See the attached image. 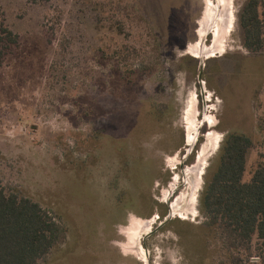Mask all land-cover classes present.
<instances>
[{"label":"rangeland","instance_id":"374dc122","mask_svg":"<svg viewBox=\"0 0 264 264\" xmlns=\"http://www.w3.org/2000/svg\"><path fill=\"white\" fill-rule=\"evenodd\" d=\"M249 1H1L20 40L0 63V183L67 229L39 264H232L200 202L230 134L253 141L244 182L264 157Z\"/></svg>","mask_w":264,"mask_h":264},{"label":"trees","instance_id":"16d2710c","mask_svg":"<svg viewBox=\"0 0 264 264\" xmlns=\"http://www.w3.org/2000/svg\"><path fill=\"white\" fill-rule=\"evenodd\" d=\"M1 1L0 63L20 40L2 20ZM241 22L244 49L264 52V0L249 1ZM262 122L264 125V119ZM252 148L253 141L243 134L226 138L217 167L206 178L200 202L205 226L233 253L232 264H243V253L258 257L264 264V157L251 180L244 182ZM66 239L67 229L58 217L30 198L8 193L0 183V264H39ZM258 250L262 253L255 256Z\"/></svg>","mask_w":264,"mask_h":264},{"label":"bare ground","instance_id":"6f19581e","mask_svg":"<svg viewBox=\"0 0 264 264\" xmlns=\"http://www.w3.org/2000/svg\"><path fill=\"white\" fill-rule=\"evenodd\" d=\"M225 25V24H224ZM192 51L194 52L193 54V57L195 58H200L201 56H203L204 54L205 55V59L209 60V59H212V58H215V52L212 51V48L210 47H207V46H204L201 42L196 44L193 48H192Z\"/></svg>","mask_w":264,"mask_h":264},{"label":"flooded vegetation","instance_id":"af4514ba","mask_svg":"<svg viewBox=\"0 0 264 264\" xmlns=\"http://www.w3.org/2000/svg\"><path fill=\"white\" fill-rule=\"evenodd\" d=\"M209 101H210V100H209ZM213 124H214V123H211V127H213ZM178 203H180V199H179V198L175 200V203H174L173 207L178 206V205H177ZM176 216L179 217V218H181V219H183V220H186V217L182 216L181 214H178V213H177ZM151 222H152V221H151ZM152 226H153V224L151 225V227H152ZM150 230H151V228H150ZM145 257H146V260H147V255H145Z\"/></svg>","mask_w":264,"mask_h":264},{"label":"water","instance_id":"95a60500","mask_svg":"<svg viewBox=\"0 0 264 264\" xmlns=\"http://www.w3.org/2000/svg\"><path fill=\"white\" fill-rule=\"evenodd\" d=\"M202 78V75L200 76V79Z\"/></svg>","mask_w":264,"mask_h":264}]
</instances>
